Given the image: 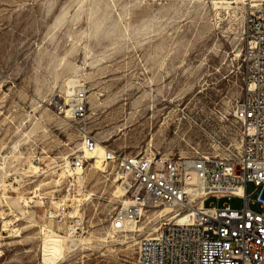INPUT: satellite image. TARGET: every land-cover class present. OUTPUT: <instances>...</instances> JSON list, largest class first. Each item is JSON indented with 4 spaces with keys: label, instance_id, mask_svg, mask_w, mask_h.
<instances>
[{
    "label": "rangeland",
    "instance_id": "1",
    "mask_svg": "<svg viewBox=\"0 0 264 264\" xmlns=\"http://www.w3.org/2000/svg\"><path fill=\"white\" fill-rule=\"evenodd\" d=\"M215 1L0 0V264H43L42 226L57 229L48 213L64 196L71 206L79 198L77 240L87 243L59 264H136L137 237L120 244L126 237L114 241L109 230L127 198L115 197L117 178L94 167L73 193L65 172V156H79L87 135L123 154L239 147L243 29L261 1L229 11ZM74 75L87 86L88 111L69 120L51 102ZM212 201L243 206L239 197Z\"/></svg>",
    "mask_w": 264,
    "mask_h": 264
},
{
    "label": "built area",
    "instance_id": "2",
    "mask_svg": "<svg viewBox=\"0 0 264 264\" xmlns=\"http://www.w3.org/2000/svg\"><path fill=\"white\" fill-rule=\"evenodd\" d=\"M242 52L247 89L233 112L240 149L177 157L123 154L107 147L106 173L120 177L129 200L114 211L110 228L137 237L136 264H264V7L246 18ZM88 98L85 89H78L68 102L56 95L51 104L59 115L69 111L74 119H83ZM84 143L93 152L97 139L87 135ZM92 160L74 156L71 163L77 171ZM78 176H70L77 183H72L73 193L81 186ZM250 183L255 191L248 194ZM232 197L243 199V206L207 203ZM71 208L62 203L49 210L48 218L79 238L83 223Z\"/></svg>",
    "mask_w": 264,
    "mask_h": 264
},
{
    "label": "bare ground",
    "instance_id": "3",
    "mask_svg": "<svg viewBox=\"0 0 264 264\" xmlns=\"http://www.w3.org/2000/svg\"><path fill=\"white\" fill-rule=\"evenodd\" d=\"M258 1L259 2L261 1V2L260 3H254V4L251 3V9H258L259 10V9H261L264 6V0H252V2H258ZM216 4H217V6L221 4V6H219V8L222 7V9L225 8V9H227L229 11L230 9H239L240 6H241V4L246 5L247 4V0H221V1H217ZM219 12H218V14H219ZM237 12L238 11H236V13ZM220 14H221V12H220ZM228 14H229V12H228ZM219 17H220V15H219ZM243 33H244V29H243ZM97 38L99 39V36H97ZM242 51H243V49H242ZM242 53L240 55L241 57H242ZM237 56H239V54H237ZM65 88H66L65 92H60L61 94H57V95H60L61 97H63V99L66 102H68L69 96L73 95L78 89H85L88 92V89H87V86L85 84V81H83V79H82V82L78 84L77 78H76L75 75L69 78V80L67 81V84H66V87ZM60 117L65 118V119H69V120L70 119L71 120L74 119L73 118V115L69 111H67L66 113H64ZM107 147L108 146L104 145L103 143H101L100 141L97 140V145H96L95 150L93 152H89L86 149V147H85V143H84V139H83L82 151H81V154L79 156L85 155L86 158L93 159L92 162L89 165L90 167L88 168V170H86V169H82V170L81 169H77V171H74V169L72 167V163L69 160V157L68 156H65V161H66L65 163L67 165L64 163L66 165L64 167H65L66 174H68L69 177L72 176L74 173L79 174L78 180L81 182V185H82V181L85 179V174L89 170L94 169V167H95V169H97L98 171L103 172L106 175V179L108 181L112 182V180H114L115 177L117 178L116 181H119L120 177L118 175H115L113 177V179H110V178H108V173H106L108 171L107 170V164L104 162L103 157H104V154L106 152ZM236 149H240V145H239V147H236ZM32 167L35 170H37V171L39 170V166L38 165H32ZM63 175H64V173H63ZM60 176H62V175H60ZM114 194H116L115 197H122V196L125 195L124 194V190H123V188L121 186L118 188V191H116V193H114ZM89 196L92 197V195H89ZM67 199H68V196H64V198H61L58 206L61 204V202L63 203ZM72 199H73V204H72L73 210L71 211L72 215H74V216H77L78 214L81 215V206L80 205H78V207H76V211H75V206L77 205L76 202L78 201L79 198L78 199H75V197H74ZM80 200H82V199H80ZM128 201H129L128 198L124 199V203L125 204H127ZM26 203H27V201H26ZM74 211H75V213H73ZM7 223L9 224V222H7ZM56 227H57V229L53 230L52 227H50L49 224H46V225L42 226L41 232L43 234L42 235V239H43L42 240L43 241V243H42V263L43 264H59L61 261L66 260V258L69 256V254L71 252L79 249V247H81L82 245H85V243H87L84 238H82V239L80 238V240L79 239L77 240V238L71 239L70 236H69V238H68V236H64V232H63L62 226L61 225H58V226L56 225ZM4 228H5V226H4ZM109 230L111 231V234H112L111 237L113 238L114 241L116 240L117 235L118 234H121V233L112 231L111 228ZM14 231H16V233H17V231H20V229H14ZM18 234H19V232H18ZM65 234H67V233H65ZM15 235H17V234H15ZM122 235L126 237V239H125L126 241H123V242L120 241V244H125L128 241V239H129V237H128L129 236V233H124ZM133 239H135V236H134ZM107 242H109V240H107Z\"/></svg>",
    "mask_w": 264,
    "mask_h": 264
}]
</instances>
